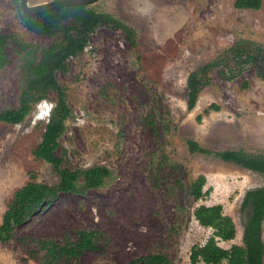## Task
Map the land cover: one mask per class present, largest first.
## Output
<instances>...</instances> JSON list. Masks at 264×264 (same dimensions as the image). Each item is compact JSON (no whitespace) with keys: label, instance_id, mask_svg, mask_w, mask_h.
<instances>
[{"label":"rangeland","instance_id":"1","mask_svg":"<svg viewBox=\"0 0 264 264\" xmlns=\"http://www.w3.org/2000/svg\"><path fill=\"white\" fill-rule=\"evenodd\" d=\"M44 1L50 0H28ZM233 3L98 0L91 5L131 26L137 47L120 31L100 26L85 49L67 60L66 71L56 73L71 115L54 153L62 169L100 165L109 175L101 187L61 191L35 210L12 239L0 241V264H44L45 250L37 240L62 243L78 229L98 233L97 248L83 251L79 264H143L145 256L158 253L173 264H191V247L212 234L193 215L199 204H221L233 219L235 238L219 241L220 246L242 243L248 213L241 207L243 196L264 185V168L253 170L191 152L187 144L194 140L212 150L241 149L264 160V81L252 66L236 72L234 79L218 74L235 44L252 42L264 48V0L258 9H238ZM0 32L38 46L53 40L26 30L11 0H0ZM6 55L7 63L0 68V109L17 105L21 78L10 44ZM213 60L220 64L210 70L211 82L188 110L187 77ZM56 99L50 91L20 123L0 122V223L22 185L59 182L56 167L33 155ZM211 103L220 109L196 121ZM201 174L208 193L195 201L190 185ZM54 264L73 262L64 258Z\"/></svg>","mask_w":264,"mask_h":264},{"label":"trees","instance_id":"2","mask_svg":"<svg viewBox=\"0 0 264 264\" xmlns=\"http://www.w3.org/2000/svg\"><path fill=\"white\" fill-rule=\"evenodd\" d=\"M19 12L21 25L31 33L52 37L46 46H38L22 40L16 35L0 32V68L7 63L6 48L10 44L18 55L20 84L18 103L15 107L0 109V122L17 124L24 120L33 107L47 99L50 91H55L57 99L49 113L48 121L42 133L40 143L33 151L35 158L50 162L56 167L59 182L54 185L28 181L15 190L7 209L3 212L0 223V241L6 242L13 238L17 227L37 209L56 199L61 191H81L82 189L101 187L109 171L104 166H92L84 169L67 170L59 167V159L55 149L59 137L66 129V120L71 115L66 94L59 85L56 73L67 69V60L82 52L88 45L89 36L100 26L110 27L120 31L124 40L132 47H137L136 31L108 12L96 10L91 5H68L25 17L21 14L19 0H11ZM263 0H234L238 9H258ZM224 55V65L218 70L220 78L234 79L236 72L245 66H252L256 76L264 81V48L252 42L235 44ZM218 60L210 61L187 77V109L192 110L203 86L211 82L207 76L213 67L219 66ZM206 79L204 80L203 78ZM247 85V83L245 84ZM219 106L211 103L196 116L200 122L203 115L211 110H219ZM154 129L153 122L149 121ZM191 152L199 151L213 155L222 161L232 162L242 167L259 170L264 168V160L252 154L239 150H212L200 146L194 140L187 141ZM81 180V185L79 184ZM206 177L201 174L195 178L189 194L195 200L202 199L208 190H204ZM242 209L248 210L243 224L242 243H233L222 247L219 241H231L236 235L233 219L223 212L221 204H199L193 210V215L200 225L210 227L212 234L200 245L190 249L191 264L204 262L206 264H263L264 240L262 237V222L264 219V185L245 191ZM97 231L94 229H78L75 237H66L62 243L44 239L37 240L40 248L45 250L44 264H54L57 261L69 259L73 264H79V255L85 250H95ZM143 264H173L162 253L149 254L143 258ZM129 264H135L129 263Z\"/></svg>","mask_w":264,"mask_h":264},{"label":"water","instance_id":"3","mask_svg":"<svg viewBox=\"0 0 264 264\" xmlns=\"http://www.w3.org/2000/svg\"><path fill=\"white\" fill-rule=\"evenodd\" d=\"M98 0H50L29 4L28 0H19L21 14L25 17L68 5H92Z\"/></svg>","mask_w":264,"mask_h":264},{"label":"bare ground","instance_id":"4","mask_svg":"<svg viewBox=\"0 0 264 264\" xmlns=\"http://www.w3.org/2000/svg\"><path fill=\"white\" fill-rule=\"evenodd\" d=\"M122 231V230H121Z\"/></svg>","mask_w":264,"mask_h":264}]
</instances>
